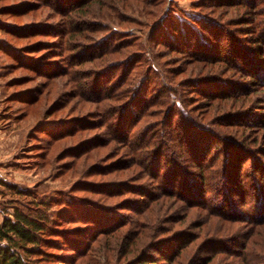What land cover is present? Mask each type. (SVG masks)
Wrapping results in <instances>:
<instances>
[{
    "label": "trees",
    "instance_id": "16d2710c",
    "mask_svg": "<svg viewBox=\"0 0 264 264\" xmlns=\"http://www.w3.org/2000/svg\"><path fill=\"white\" fill-rule=\"evenodd\" d=\"M37 1L51 6L60 17L53 28L48 25L31 30L46 29L48 33L60 37L61 41L55 46L57 56L78 47L74 43L80 40L95 41L91 50L82 48L74 52L65 62L67 68L43 65L47 68L41 71L49 77H56L70 71L72 66L79 67L103 58L99 66L93 65L96 69L93 74L91 70L85 73L86 76L93 75L86 87L98 89V100L106 98L117 103L115 106H98L101 126L111 131L110 139L124 146L126 154L136 157L133 162L141 165L140 176H149L161 193L157 196L149 194V202L143 203L145 206L139 209L137 207L136 217L126 220L121 219L119 214L88 204L79 205L71 198H84L74 195L60 200L68 206L65 207L66 214L60 212L61 216L50 218L49 202L37 193L24 192L21 188L17 193L29 197L27 204L13 203L11 208H0V264H51L53 261L72 264L79 258H86L84 264H99L93 247L103 239L110 251H122L119 258L116 255V264H212L218 253L237 257L236 264H264V184H260L264 183V163L261 158L253 155L251 163L252 175H257L256 171L261 175L255 192L251 194L252 202L254 196L256 200L252 208L242 211L237 206H231V199L224 190L225 183L221 184V180L218 186L221 189L216 187L221 195L217 194V200H213L212 204L208 202L215 196L209 190V176L217 174L223 179L229 178L232 185L228 189L237 190L243 196L241 201L248 202L244 199L250 186L242 175H245L244 158H252V146L243 140L242 135H239L242 139H237L220 129L222 126L239 127L243 124L264 127V90L263 102L256 104L255 108L245 98L249 91L246 80L264 89V0H202L192 5L193 10H199L179 18L161 13L163 0ZM108 5L113 11L112 18L121 23L125 22L121 15L128 9L142 16L150 15L152 20L146 34L152 45L142 44L131 36H120L121 32L104 28L100 22L88 23L90 13ZM223 6L242 8L244 15L241 23L247 25L240 28L243 31L226 26V22L208 13V10H214L212 7ZM103 29H108L107 35L92 38V34ZM158 44L165 48L152 51ZM127 48L131 50L122 54ZM169 53L188 60L186 64L197 62L200 66L196 67L197 70L194 67L181 69L179 64H175L180 58H166ZM114 54L122 56L106 58ZM198 69H206V72L199 74ZM187 70L192 76L177 78ZM219 72L229 74L227 78H221L215 74ZM71 76L74 82L76 76ZM190 93L202 102L196 106L200 110L197 115H207L214 110L219 104H215L217 100L225 102L223 111L209 118L203 119L204 116L197 122L195 114L190 112L193 110L192 104H189ZM78 94L88 95L81 90ZM150 107H155L160 113L158 119L146 121L136 131L137 136L134 132L131 134L145 115L151 116ZM76 124L66 129L68 135H72ZM258 138L253 136L249 139L255 143ZM223 151L226 157L219 163L218 157ZM211 153H215L212 158ZM142 154L146 158L141 157ZM262 156L264 159V154ZM100 189L109 196L117 195V188ZM146 194L140 193V196ZM153 201L154 205L150 204ZM168 201L181 203L176 209L187 210L184 219L190 210L198 211L203 216L198 224L201 231L190 238V234H183L186 232H177L172 230L173 227L158 224L164 214L168 221L171 219L167 213ZM150 205L153 209L147 212ZM244 213L249 216L243 217ZM241 220L249 223L243 236H239V241L235 237L229 238L236 231L232 225ZM63 223L72 225L64 226ZM125 225L130 232L120 236L127 238V244H120L117 240L110 242V236ZM194 241H197L196 248H200L193 256V251H189ZM235 241L239 244L238 248H232ZM53 248L70 252L61 254L48 250ZM202 251L203 254H200Z\"/></svg>",
    "mask_w": 264,
    "mask_h": 264
},
{
    "label": "rangeland",
    "instance_id": "374dc122",
    "mask_svg": "<svg viewBox=\"0 0 264 264\" xmlns=\"http://www.w3.org/2000/svg\"><path fill=\"white\" fill-rule=\"evenodd\" d=\"M36 1L0 0V208H11L13 203L27 204L29 197L17 193V190L23 188L24 192L26 190L33 191L49 202L48 212L50 218L59 217L61 213L66 214L65 207L68 208V206L60 200H65L66 196L73 197L72 195L84 198H71L79 205L88 204L107 212L116 213L124 220L134 218L136 217L137 207L139 209L140 206H145L143 203L149 202V194L157 196L161 192L159 187L152 183L153 181L149 176H140L141 165L133 162L136 157L132 154H126L124 146L110 139L109 134L112 135L111 131L104 125L101 126L98 106H115L117 103L106 98L98 100V89H88L86 87L87 83L91 82L93 75L86 76L85 73H89L91 70L90 72L93 74L96 71L93 65L99 66L103 58L83 63L79 67H69L70 71L56 77H49L42 72L47 68H44L43 65L48 67L64 66L63 68H67L65 62L74 52H78L82 48L91 50L95 41L80 40L78 43H74L75 45L78 44V47L73 49L74 51L72 49L67 50L63 52L62 56H57L55 46L61 41L60 37L53 35L54 33H48L46 29L44 31L31 30L38 26L48 27V25L53 28L60 21V17L56 15L51 6L37 1L40 2L39 4ZM201 1L163 0L161 13H170L173 17L179 18L180 15H189L192 12L194 13L195 10H199H193L192 5L194 6ZM212 9L214 10L211 12L208 10V13L213 18H219L220 21L226 22L224 24L230 28L243 31L244 29L240 28L247 26L246 23H241L243 21L242 15H244L241 7L223 6L220 8L212 7ZM98 10H95L93 14L90 13L87 17L88 23L98 24L100 22L104 25L102 26L104 28L109 27L111 28L109 30L113 29L117 30L118 33L121 32L120 36H131L136 41L143 42L142 44L152 45L146 34L152 20L150 15L142 16L140 13L128 9L122 13L121 16L125 18L123 19L125 22L121 23L112 18L113 11L109 5ZM99 13L103 18L98 17L100 16ZM103 14L105 15L103 16ZM107 30L103 29L92 34V38L104 37L108 34ZM111 34L113 36V33ZM238 35L241 38L243 37V34L238 33ZM79 44L81 45L79 46ZM163 48H165L163 45L158 44L152 51L163 50ZM130 50L131 48H127L123 50L122 54ZM122 54L120 56L114 54L106 58L121 57ZM166 58H173L174 60L180 58L177 60L179 62L175 64H179L181 69L194 67L197 70L200 66V63L197 62L186 64L188 60L176 53H169ZM205 70H199V74L205 73ZM189 71H183L177 78L183 79L188 75L192 76L191 73H188ZM215 74L221 78H227L226 76L229 73L219 72ZM71 75L76 76L74 82L71 81L73 78ZM246 82L249 85V91L246 93L245 98L248 99L247 102L251 104L252 108H255L256 104L263 102V86L252 84L249 80H246ZM75 84H77V88H75ZM80 90L88 95L80 94L79 96L78 91ZM189 102H191L189 104H192L190 106H193V110L190 112L195 114L197 122H200V119L202 120L204 116L203 119L216 116L223 111L222 109L225 106L223 100H217L215 104H219L215 105L214 110L212 109L207 115L200 116L197 115L200 110L196 106L202 102L193 93H190ZM149 113H151V116L145 115L138 125L133 128L131 134L134 132L137 136L136 131L144 126L146 121L158 119L160 116L155 107H150ZM79 122L87 123L86 127L79 125ZM74 124L79 126L75 125L72 135H68L66 129ZM193 124L196 123L193 122ZM261 126L260 124L255 126L243 124L239 127H221L220 130L228 136L240 139L239 135H242L243 140L252 146L251 150L253 152L250 151L252 158L246 160L244 158L243 173L245 175H242L245 183L250 186L247 189V197L244 199L248 202L241 201L243 196L237 190L228 189L232 185L229 178L223 179L220 174H217L209 176V182H211L209 190L215 195L210 198L209 204H212L213 200H217V194L221 195L216 190L221 180L223 181L221 184L225 183L224 190L231 199V206H237L242 211L245 208L253 207L256 200L254 196V202H252L251 194L255 192L256 183L260 181L261 177L260 172L257 171V175H252L254 172L251 168V163L254 161L253 155L261 158L264 163L262 158L264 154V127ZM253 136H259L258 142L253 143L252 139H249ZM133 138L137 139V137ZM130 139L133 140L132 137ZM215 153H213L214 155L211 153V158L212 155L215 156ZM140 156L146 158L145 154ZM225 157L226 152L223 151L218 157V162L221 163V160H224ZM211 173L212 171L209 172V174ZM260 184L263 185L264 183ZM100 188H117V195L104 194L106 192ZM97 191L103 193H96ZM144 192L148 195L141 197L140 193ZM168 202H170V205L167 208V213L171 219L168 221L164 214L165 217L163 216L158 224L173 227L172 230L177 232H186L183 234H190V238L191 235L193 236V234L201 231L202 228H198V224L201 223L203 216L198 211H195V209L190 210L184 219L187 210L176 209L181 203L179 201L177 203L174 201ZM154 203L155 201L150 204L154 205ZM124 206L129 207L125 208ZM225 208L228 209L227 205ZM150 209H153L151 205L147 212ZM248 216L247 213L243 215V217ZM213 220L215 219L211 221ZM63 224L64 226L72 225L71 223ZM73 226H75V223ZM232 226L235 227L236 231L229 238L235 237L239 241V236H243V231L246 230L249 223L241 220ZM204 227H206V224H204ZM126 228L127 225L113 236H110V242L117 240L120 244L122 242L123 245L127 244V238L122 239L123 235L130 232ZM237 241L232 243V248H238ZM196 242L194 241L191 244L189 251V253L193 251V256L200 248H196ZM104 246V239L94 244L93 248L96 252L94 250L93 254L96 260L99 264H116V258L122 251H114V249L110 251L111 248L108 249ZM48 250L56 253L60 252L61 254L70 252L54 248ZM200 254H203V251ZM85 259L79 258L72 264H84ZM236 261L237 257L233 255L218 253L212 264H236ZM51 264L71 263L53 261Z\"/></svg>",
    "mask_w": 264,
    "mask_h": 264
}]
</instances>
